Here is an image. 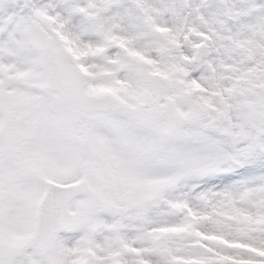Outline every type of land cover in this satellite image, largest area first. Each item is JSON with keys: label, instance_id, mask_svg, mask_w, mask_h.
<instances>
[{"label": "snow or ice", "instance_id": "snow-or-ice-1", "mask_svg": "<svg viewBox=\"0 0 264 264\" xmlns=\"http://www.w3.org/2000/svg\"><path fill=\"white\" fill-rule=\"evenodd\" d=\"M0 264H264V0H0Z\"/></svg>", "mask_w": 264, "mask_h": 264}]
</instances>
